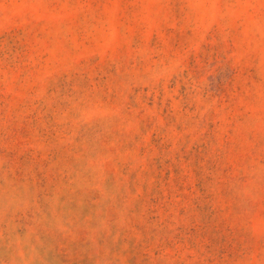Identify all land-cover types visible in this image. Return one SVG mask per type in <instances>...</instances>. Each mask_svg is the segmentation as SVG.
I'll use <instances>...</instances> for the list:
<instances>
[{
  "label": "rangeland",
  "instance_id": "1",
  "mask_svg": "<svg viewBox=\"0 0 264 264\" xmlns=\"http://www.w3.org/2000/svg\"><path fill=\"white\" fill-rule=\"evenodd\" d=\"M0 264H264V0H0Z\"/></svg>",
  "mask_w": 264,
  "mask_h": 264
}]
</instances>
